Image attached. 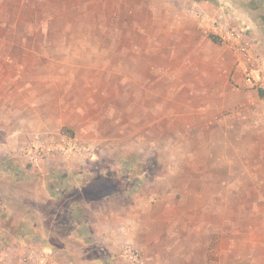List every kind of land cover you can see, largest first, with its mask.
Instances as JSON below:
<instances>
[{"label": "rangeland", "instance_id": "obj_1", "mask_svg": "<svg viewBox=\"0 0 264 264\" xmlns=\"http://www.w3.org/2000/svg\"><path fill=\"white\" fill-rule=\"evenodd\" d=\"M251 1L0 0V264H264ZM49 137L94 156L18 155Z\"/></svg>", "mask_w": 264, "mask_h": 264}, {"label": "built area", "instance_id": "obj_2", "mask_svg": "<svg viewBox=\"0 0 264 264\" xmlns=\"http://www.w3.org/2000/svg\"><path fill=\"white\" fill-rule=\"evenodd\" d=\"M224 22L225 21H221L220 23L215 22L217 23L215 25L212 23L213 26L211 27V30L216 34H220L221 38L224 40H231L233 38L236 39V31L233 30V32H228L229 30L225 29L226 26L224 25ZM245 83L250 87H258L259 89L264 90V74L261 75L260 72L253 70L252 72L246 74ZM47 140L48 141L38 138L23 145L20 148L18 155L34 166L39 165L44 160H48L50 157L54 156H62L66 160L78 159L81 162L86 159L90 160L94 156V150L91 147L77 144L65 146L60 141L56 142L52 138ZM130 259L136 260L133 256H131ZM43 263L48 264V262Z\"/></svg>", "mask_w": 264, "mask_h": 264}, {"label": "trees", "instance_id": "obj_3", "mask_svg": "<svg viewBox=\"0 0 264 264\" xmlns=\"http://www.w3.org/2000/svg\"><path fill=\"white\" fill-rule=\"evenodd\" d=\"M194 1H202V0H194ZM247 5L250 7H255V8H259V7H262L263 11H264V0H252L251 2L247 3ZM213 42H215V39H212ZM264 91V90H263ZM262 91L261 93V97H264V92ZM67 215H70L69 216V219H72V220H75V221H78L80 219L83 218L84 216V212L82 209H80L78 203H73L69 208H68V211H67Z\"/></svg>", "mask_w": 264, "mask_h": 264}, {"label": "crops", "instance_id": "obj_4", "mask_svg": "<svg viewBox=\"0 0 264 264\" xmlns=\"http://www.w3.org/2000/svg\"><path fill=\"white\" fill-rule=\"evenodd\" d=\"M49 138H51V137H49ZM49 138H48V139H49Z\"/></svg>", "mask_w": 264, "mask_h": 264}]
</instances>
